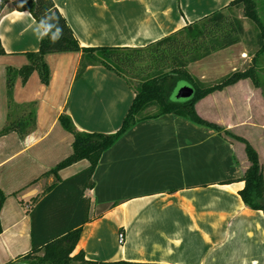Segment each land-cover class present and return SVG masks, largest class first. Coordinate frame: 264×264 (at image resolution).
Listing matches in <instances>:
<instances>
[{"label": "crops", "instance_id": "0c3cea01", "mask_svg": "<svg viewBox=\"0 0 264 264\" xmlns=\"http://www.w3.org/2000/svg\"><path fill=\"white\" fill-rule=\"evenodd\" d=\"M231 0H53L81 46L142 47ZM245 29L248 26H244ZM42 29L27 11L10 3L0 11V102L5 67L27 62ZM79 52L45 56L50 79L34 72L17 78L13 98L35 101V128L19 138L0 137V264L30 249V199L53 180L42 174L71 152L72 136L58 122L66 113L83 131L112 133L120 126L134 92L118 73L88 66L75 77ZM258 70L264 68L260 60ZM243 42L188 65L201 83L217 81L252 64ZM204 119L245 138L264 169V95L247 79L195 103ZM87 165L62 169L65 179ZM249 165L244 144L176 114L136 122L100 156L89 197V221L81 226L73 253L96 261L167 264H264V212L247 207L238 191ZM118 231L124 242H117ZM9 262V263H8Z\"/></svg>", "mask_w": 264, "mask_h": 264}, {"label": "trees", "instance_id": "16d2710c", "mask_svg": "<svg viewBox=\"0 0 264 264\" xmlns=\"http://www.w3.org/2000/svg\"><path fill=\"white\" fill-rule=\"evenodd\" d=\"M7 3L15 10L30 13L41 27L42 34L38 48L24 52L26 63L17 68L5 67L7 109L0 137L15 132L23 138L35 128L36 102H15L13 87L17 78L23 84L33 72L37 73L40 83L47 85L50 71L45 56L49 53L79 52L75 77L88 66L102 65L121 75L134 92L120 126L112 133L79 130L66 113L59 114V124L72 136L71 152L42 174L44 177L51 175L53 180L41 194L30 199L27 211L30 249L14 261L25 264H167L96 261L86 259L82 250L73 253L81 226L90 219V199L85 191L94 185L93 174L101 154L136 122L163 114L180 115L242 142L249 165L241 177L244 184L238 194L247 207L264 212V169L254 147L245 138L204 119L195 109L200 98L244 78L260 88L264 95V81L257 68L259 59L264 57V20L256 0H231L222 8L142 47L81 46L53 0H0V11ZM237 9L241 10V16ZM244 22L249 24L247 29ZM238 42H243L248 50L257 46L249 67L234 70L207 85L189 72V64ZM3 54L5 51L0 42V55ZM180 84L193 88L190 98H175V89ZM80 160L87 161L85 168L60 179L62 169ZM5 197L0 189V208Z\"/></svg>", "mask_w": 264, "mask_h": 264}, {"label": "rangeland", "instance_id": "374dc122", "mask_svg": "<svg viewBox=\"0 0 264 264\" xmlns=\"http://www.w3.org/2000/svg\"><path fill=\"white\" fill-rule=\"evenodd\" d=\"M257 5H258V10L260 13V16L262 18V20H264V0H256ZM241 10L237 9V12L239 14V16H241ZM244 26H249V24L247 22H244ZM257 46L252 47V49L250 51L254 52V50L256 49ZM261 64L264 65V59L260 60ZM259 75L262 81H264V68H262L261 70H259ZM34 76L37 78V73L34 72ZM215 80L213 81H205L203 84L207 85V84H211L214 83ZM177 83L176 81L174 82V84ZM5 96V92L3 97ZM6 97H4V99L1 100L0 102V128L2 127V125L5 122V118H6Z\"/></svg>", "mask_w": 264, "mask_h": 264}, {"label": "water", "instance_id": "95a60500", "mask_svg": "<svg viewBox=\"0 0 264 264\" xmlns=\"http://www.w3.org/2000/svg\"><path fill=\"white\" fill-rule=\"evenodd\" d=\"M192 94L193 88L190 85L180 84L178 87H176L174 96L176 99H187L190 98Z\"/></svg>", "mask_w": 264, "mask_h": 264}, {"label": "built area", "instance_id": "2783aa9c", "mask_svg": "<svg viewBox=\"0 0 264 264\" xmlns=\"http://www.w3.org/2000/svg\"><path fill=\"white\" fill-rule=\"evenodd\" d=\"M117 242L119 244H123V242H124V232L123 231H118V233H117Z\"/></svg>", "mask_w": 264, "mask_h": 264}]
</instances>
